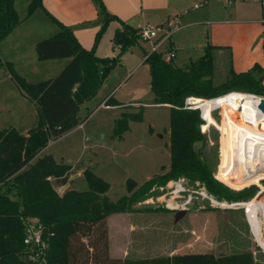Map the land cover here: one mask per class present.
Wrapping results in <instances>:
<instances>
[{"label":"rangeland","instance_id":"obj_1","mask_svg":"<svg viewBox=\"0 0 264 264\" xmlns=\"http://www.w3.org/2000/svg\"><path fill=\"white\" fill-rule=\"evenodd\" d=\"M31 1L15 0L20 22L0 40L1 60L11 62L28 81L56 77L63 62H69V58L42 60L36 48L38 41L61 29L60 23L73 31L82 47L94 49L100 57L117 60L99 92L81 105L83 126L80 124V127L54 139L46 150L74 166L72 181L66 187H87L84 169L89 167L109 183L107 195L114 201L130 193L126 186L128 178L135 179L140 186L153 176L166 173L170 167V107L155 103L153 73L150 60L145 58V52L153 50L165 30L172 36L159 47V52L167 55L169 43L174 41L173 48L177 53L174 62L180 66L201 57L207 45L225 41L215 52L214 80L217 84L225 81L231 67L232 58L227 50L237 52L238 56L240 51L244 53L237 60H243L241 69L245 71L250 69L246 51L249 53L255 49L251 57H261V37L255 38L251 31L260 29L264 0L263 3L262 0H112L110 5L118 9L121 16L103 0L107 11L117 16L110 20H105L99 0H42V4L30 12ZM195 3L200 8H194ZM226 19L230 23L219 24ZM170 21L175 22L171 29ZM124 24L130 30L138 26H160L162 30L159 37L146 40L141 38L138 27L136 33L139 37L122 50L115 34L118 28L125 29ZM181 25L185 27L178 28ZM222 49L225 51L219 54L218 50ZM255 63L252 62L251 67ZM5 74L0 71V77ZM113 90L115 99L128 103L121 106V111L130 114L143 112L144 115L142 121H130V128L119 137L113 136V118L119 115L117 111L102 106L97 108ZM258 96L264 99V96ZM18 98L4 92L5 101L1 100L5 108L8 105L10 108L0 112V129L12 126L19 131L25 129L20 122H15V117L21 121L23 117L17 115V111L22 109L27 115L33 110V104L31 99L23 102ZM196 108L202 117L201 109ZM212 109L211 120L204 127L205 120L201 128L207 137L203 150L214 164L215 177L234 191L255 186L254 196L249 200L229 201L215 197L199 181L191 184L170 180L150 198L135 204L132 210L116 212L108 218L112 257H151L185 252L219 255L251 250L255 264H264V249L255 238L246 209L240 205L253 201L255 197H259V204L264 202V178L259 183L245 182L247 185L241 188L218 178L226 166V154L229 174L238 167L234 160V124L228 118L231 109L222 105H214ZM234 115L240 117V110H235ZM252 201L251 205L256 208L252 213L263 233L264 243V231L259 225L264 218L258 205ZM41 260L44 262L43 257Z\"/></svg>","mask_w":264,"mask_h":264},{"label":"trees","instance_id":"obj_2","mask_svg":"<svg viewBox=\"0 0 264 264\" xmlns=\"http://www.w3.org/2000/svg\"><path fill=\"white\" fill-rule=\"evenodd\" d=\"M41 1L32 0L30 12L41 5ZM99 1L105 20L116 16L107 11L103 0ZM19 22L15 0H0V40ZM60 26L55 35L36 44L42 60L70 59L56 77L28 81L11 62L0 58V71L9 74L38 109V120L27 133L13 126L0 129V264H40L30 258V247L24 242L31 219H36L44 228L47 248L42 264H255L251 250L219 255L185 252L112 257L108 218L116 212L132 210L135 204L150 198L170 180L191 184L199 181L220 199L235 202L251 199L257 188L234 191L223 184L215 177L214 164L203 150L207 137L201 126L205 120L204 127L208 124L213 115L212 107L218 104L211 105L208 118L204 119L199 109L188 108L185 102L187 97L215 99L234 91L264 96V66L257 62L246 71H236L231 59L225 81L217 84L214 66L218 46L207 45L201 57L184 67L175 64L174 58L166 61L164 52L153 51L146 59L150 60L153 73L155 103L170 107V167L166 173L155 175L140 186L135 179L128 178L126 186L130 193L114 201L107 195L109 183L89 167L84 169L87 187H66L72 181L70 175L74 166L45 151L51 140L84 122L81 105L99 92L108 72L117 64L115 58L100 57L94 49L82 47L69 27L62 23ZM123 26L125 29L118 28L115 34L122 50L139 37L137 28L130 30ZM104 101L111 105L122 104L112 95ZM143 119V112H122L114 122L113 136H122L130 128V121ZM218 178L237 188L248 182L233 171L229 174L227 154L226 166ZM244 208L255 238L264 249L263 233L252 213L256 208Z\"/></svg>","mask_w":264,"mask_h":264},{"label":"bare ground","instance_id":"obj_3","mask_svg":"<svg viewBox=\"0 0 264 264\" xmlns=\"http://www.w3.org/2000/svg\"><path fill=\"white\" fill-rule=\"evenodd\" d=\"M261 100L258 95L239 91L215 99L193 98V104L201 109L204 119L208 118L213 104L231 109L228 118L234 124V160L238 167L233 172L246 181L257 183L264 178V112L259 108ZM235 110H240V117L234 115ZM251 201L240 205L252 206ZM252 203L258 205L264 218V202L259 204V197H255ZM259 225L264 231V219L259 221Z\"/></svg>","mask_w":264,"mask_h":264},{"label":"crops","instance_id":"obj_4","mask_svg":"<svg viewBox=\"0 0 264 264\" xmlns=\"http://www.w3.org/2000/svg\"><path fill=\"white\" fill-rule=\"evenodd\" d=\"M106 2H107V4H108V7H110V9H112L114 12H116L115 14H117L118 16H121L120 14H119V11H118V9H116L115 7H112L110 4H112V0H106ZM262 3H263V0H262ZM194 8H200V6L199 7H195L194 6ZM262 15H263V18H262V20L261 21H259V22H261V25L259 26V25H257V26H255V27H260V29H255V30H253V31H251L252 33H253V35H254V37L255 38H259V37H261V51H260V53H261V57H258V58H256V57H251V56H254L253 54H254V52H255V49H253V50H251V52L249 51V53H247V51H246V57H248V59L250 60V63H248V61H247V63L249 64V66H248V68H251V65H252V62H258V63H260L262 66H264V12L262 13ZM228 23H230V20L229 19H226V20H221L220 22H219V24H222V25H224V24H228ZM208 25L210 24L209 22L207 23ZM182 27L181 28H184L185 26L184 25H181ZM139 27V26H138ZM137 27V28H138ZM242 40L243 41H245L246 40V37L243 35V33H242ZM223 42H225V41H222V42H218V43H215L216 45L215 46H218L219 47V49L221 48L220 46H223L225 43H223ZM254 41H252V43H253ZM175 46V43H174V41L172 42V47H174ZM85 49H87V50H89L88 49V47H84ZM174 50L176 51V49L174 48ZM223 51H225V50H218V53L220 54V53H223ZM227 51H229V53H230V55L229 56H231V58H232V66H233V68L236 70V71H245L244 69H241V68H243V66L241 65V64H243V60H237V59H240L243 55H244V53H242L241 51H240V53H241V55L240 56H238L237 55V52H232V50H227ZM145 54H146V52H145ZM176 55H177V53H176ZM251 58H250V57ZM176 57V56H175ZM175 57H174V60H175ZM60 59V58H59ZM66 59V58H65ZM57 61L58 59H50V60H48V61ZM68 60V59H67ZM193 61V60H192ZM238 61H239V63H238ZM68 62V61H67ZM67 63H65V62H63V67H61L62 69L65 67V65H66ZM251 64V65H250ZM178 66H180V65H178ZM241 66V67H240ZM247 66V65H246ZM181 67H184V66H181ZM61 69V70H62ZM60 70V71H61ZM50 76V75H49ZM262 76H263V81H264V72H263V74H262ZM49 78V77H48ZM50 78H52V77H50ZM3 87V89H1L2 91H0L1 93L0 94H3L2 95V97H0V112H2L3 110H7V109H9L10 108V106L8 105V107H6L5 108V105H3L4 103L2 102V100L3 101H5V99H4V92H6V94H11V95H14V97H19L18 98V100L20 101V100H22L23 102L26 100V99H30V98H28L26 95H24L22 92H21V90H20V88H19V86L17 85V83L12 79V77L9 75V74H5V76H3V77H0V88H2ZM5 88V89H4ZM113 92H114V90L113 91H111L100 103H99V105H98V107L97 108H99V107H101V104H102V102H104V100H106L109 96H113L114 97V95H113ZM21 97V98H20ZM2 99V100H1ZM115 99V98H114ZM115 100H117V99H115ZM32 101V104H33V110H30V113L28 114L27 113V115H26V112L24 111V110H22V109H20V110H18L17 111V115H22V117H23V119L21 120V121H19V120H17V118L15 117V119H16V121L15 122H20L19 124H22L23 126H25V129H20V131L21 132H23V133H27L28 131H29V129H31L35 124H36V122H37V120H38V109H37V106H36V104H35V102L33 101V100H31ZM117 101H119V100H117ZM120 103H122V104H120V105H111V104H109V102L107 103L109 106L108 107H103V108H107V109H114V110H116L117 112H116V114H119V115H116L114 118H113V123L115 122V120L121 115V113L123 112V111H121V106H123V105H127L128 103H125V102H123V101H119ZM132 104H136L137 102H131ZM9 111V113H11V110H8ZM1 115V114H0ZM28 116V117H27ZM14 120V119H13ZM1 121V120H0ZM27 124H30V126H32V127H29V125H27ZM32 124V125H31ZM82 126H83V123H82ZM81 126V127H82ZM78 127H80V125L79 126H77L76 128H78ZM76 128H74V129H76ZM73 129V130H74ZM73 130H71V131H73ZM70 132V131H69ZM68 133V132H67ZM66 134V133H65ZM60 138V137H59ZM48 148V147H47ZM47 149H45V151H46ZM70 177H71V180H72V173H71V175H70Z\"/></svg>","mask_w":264,"mask_h":264},{"label":"built area","instance_id":"obj_5","mask_svg":"<svg viewBox=\"0 0 264 264\" xmlns=\"http://www.w3.org/2000/svg\"><path fill=\"white\" fill-rule=\"evenodd\" d=\"M195 7H199L200 5L198 3H195ZM174 21L169 22V29H171L172 25L174 24ZM182 26H179L178 28H181ZM161 27L159 26H139V34L141 38H144L146 40L151 39L153 37H159ZM165 34H162L160 40L157 44L153 46V50L151 52H146L145 58H148L150 54L153 51H159V47L166 42L170 37L172 36V33L168 30L164 31ZM169 52L167 55L164 54V58L166 61H171L176 56V51L172 47V45L169 43ZM193 98L194 97H187L185 105L188 108H196L195 104H193ZM101 106L108 107L106 101L102 102ZM53 141L51 140L49 145ZM43 225L40 224L36 219H31L26 227V236L24 239L25 244L30 247L29 256L31 259L35 261H39L40 264L43 263L41 260V257L44 258V254L47 248V241L44 239L43 236Z\"/></svg>","mask_w":264,"mask_h":264},{"label":"water","instance_id":"obj_6","mask_svg":"<svg viewBox=\"0 0 264 264\" xmlns=\"http://www.w3.org/2000/svg\"><path fill=\"white\" fill-rule=\"evenodd\" d=\"M259 108L261 109L262 112H264V99L261 100L260 104H259ZM202 117L204 118L203 114H202ZM231 204V203H229ZM238 204V203H236Z\"/></svg>","mask_w":264,"mask_h":264}]
</instances>
